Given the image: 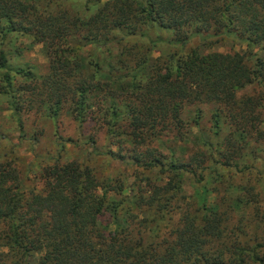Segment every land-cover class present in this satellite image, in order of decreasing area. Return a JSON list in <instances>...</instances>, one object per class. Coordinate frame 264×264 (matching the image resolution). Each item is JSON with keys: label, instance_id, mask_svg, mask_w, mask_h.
Returning a JSON list of instances; mask_svg holds the SVG:
<instances>
[{"label": "trees", "instance_id": "trees-1", "mask_svg": "<svg viewBox=\"0 0 264 264\" xmlns=\"http://www.w3.org/2000/svg\"><path fill=\"white\" fill-rule=\"evenodd\" d=\"M1 93L135 173L0 156V264H264V0H0Z\"/></svg>", "mask_w": 264, "mask_h": 264}, {"label": "rangeland", "instance_id": "rangeland-1", "mask_svg": "<svg viewBox=\"0 0 264 264\" xmlns=\"http://www.w3.org/2000/svg\"><path fill=\"white\" fill-rule=\"evenodd\" d=\"M29 39L19 38L16 46H24V52L20 56L13 58V63L19 66H28L34 69L36 73H43L47 58L44 48L41 45H29ZM199 44V39H194L188 44L192 47ZM239 47H237L238 49ZM220 51L223 49L218 48ZM158 54H154L156 56ZM245 93L242 91L241 94ZM205 116L203 118V130L206 133H211V111L209 107H203ZM23 130L24 135L18 128L15 118L8 107V99L5 94H0V156H8L16 158L19 166L30 169V179L40 172L48 157H56L59 155L64 162L76 161L83 165H88L93 168L99 179H115L119 177H126L130 183L133 181L134 168L130 165L122 163L121 161L111 159L104 154L105 140L103 133L97 136L98 151L92 150L89 145L84 142V137L80 135L75 124L67 117H61L55 124L49 118L40 114H29L23 116ZM91 133L92 130L84 131V135ZM86 133V134H85ZM34 134V136H33ZM61 140H60V139ZM222 138V135L221 137ZM115 149L114 147L112 148ZM264 157V152L261 154ZM249 155L246 156V161L249 160ZM251 160V159H250ZM224 175L232 174L239 181L238 177L241 175L234 169L229 172L219 171ZM151 176L155 178L156 174L144 172L143 176ZM215 174L212 173V176ZM209 177L206 175V180ZM261 183L262 191L264 192V179L258 178ZM184 189L187 194L193 195L197 191L194 189L193 180L186 175L183 179ZM128 192L125 191L124 194ZM130 193V192H129Z\"/></svg>", "mask_w": 264, "mask_h": 264}]
</instances>
